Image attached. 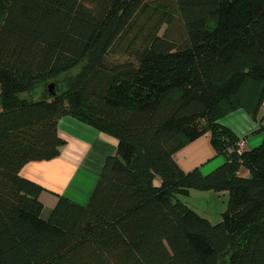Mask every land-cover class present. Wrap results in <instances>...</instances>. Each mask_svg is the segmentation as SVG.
I'll return each mask as SVG.
<instances>
[{"label": "trees", "instance_id": "trees-1", "mask_svg": "<svg viewBox=\"0 0 264 264\" xmlns=\"http://www.w3.org/2000/svg\"><path fill=\"white\" fill-rule=\"evenodd\" d=\"M246 80L260 107L264 0H0V264H264V113L250 151L218 124ZM64 116L115 153L85 206L42 220L19 171L58 156ZM205 134L224 163L184 173L172 156ZM191 190L227 192L217 224Z\"/></svg>", "mask_w": 264, "mask_h": 264}, {"label": "crops", "instance_id": "crops-1", "mask_svg": "<svg viewBox=\"0 0 264 264\" xmlns=\"http://www.w3.org/2000/svg\"><path fill=\"white\" fill-rule=\"evenodd\" d=\"M261 91L260 85L246 80L237 93L238 109L218 122L237 139L244 141L245 151L253 150L262 143L263 135L259 129L263 122L264 110L258 107ZM36 92H38L36 95H39L40 90ZM57 134L64 143L56 158L27 163L19 171L21 178L42 188L38 198L42 205L40 214L42 220L48 219L59 197L76 205L85 206L104 161L115 153L113 139L101 136L94 128L68 116L58 121ZM172 158L184 173L197 169L202 176L210 174L225 161L222 156L215 155L210 145L209 134L186 145L174 153ZM238 174L241 177L247 176L244 169H240ZM190 193L191 191L179 199L197 213L198 210L188 205ZM203 217L209 219L207 216Z\"/></svg>", "mask_w": 264, "mask_h": 264}, {"label": "rangeland", "instance_id": "rangeland-1", "mask_svg": "<svg viewBox=\"0 0 264 264\" xmlns=\"http://www.w3.org/2000/svg\"><path fill=\"white\" fill-rule=\"evenodd\" d=\"M77 70L78 68H76L74 72H76ZM36 94H38V92L34 94L35 98L39 96ZM260 107L264 110V107H262V105ZM154 184L158 185V182L156 181ZM227 199H228L227 192L225 193V192H215V191L191 190L190 198L188 200V205L198 210L197 213L201 217L207 216L211 224H217L220 220L222 211L226 207Z\"/></svg>", "mask_w": 264, "mask_h": 264}, {"label": "built area", "instance_id": "built-area-1", "mask_svg": "<svg viewBox=\"0 0 264 264\" xmlns=\"http://www.w3.org/2000/svg\"><path fill=\"white\" fill-rule=\"evenodd\" d=\"M262 107H264V102L262 103ZM238 151H243L244 150V143L243 141L239 140L236 144Z\"/></svg>", "mask_w": 264, "mask_h": 264}, {"label": "water", "instance_id": "water-1", "mask_svg": "<svg viewBox=\"0 0 264 264\" xmlns=\"http://www.w3.org/2000/svg\"><path fill=\"white\" fill-rule=\"evenodd\" d=\"M47 89H48V92L51 93V91L53 89V85L52 84L48 85Z\"/></svg>", "mask_w": 264, "mask_h": 264}]
</instances>
